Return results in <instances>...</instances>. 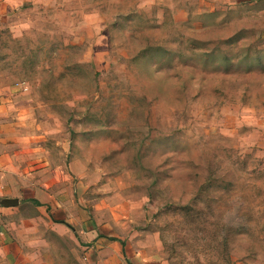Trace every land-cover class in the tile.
Wrapping results in <instances>:
<instances>
[{
	"label": "rangeland",
	"instance_id": "obj_1",
	"mask_svg": "<svg viewBox=\"0 0 264 264\" xmlns=\"http://www.w3.org/2000/svg\"><path fill=\"white\" fill-rule=\"evenodd\" d=\"M2 1L0 88L49 194L167 264H264V0ZM23 210L47 254L54 218Z\"/></svg>",
	"mask_w": 264,
	"mask_h": 264
},
{
	"label": "crops",
	"instance_id": "obj_2",
	"mask_svg": "<svg viewBox=\"0 0 264 264\" xmlns=\"http://www.w3.org/2000/svg\"><path fill=\"white\" fill-rule=\"evenodd\" d=\"M53 171L54 161L46 152L20 143L10 98L0 88V242L7 252L12 249L10 254L17 260L30 252L34 259L30 264H43L41 255L55 258L44 264H60L64 256L73 264H89L87 251L94 248V264H167L145 239L126 241L97 232L96 225L76 205L50 195L49 186L54 194ZM8 200L17 203L7 204ZM22 210L49 213L54 218L49 220L54 226L47 254L29 244L39 237L38 216H23Z\"/></svg>",
	"mask_w": 264,
	"mask_h": 264
},
{
	"label": "water",
	"instance_id": "obj_3",
	"mask_svg": "<svg viewBox=\"0 0 264 264\" xmlns=\"http://www.w3.org/2000/svg\"><path fill=\"white\" fill-rule=\"evenodd\" d=\"M15 203H17V200H14V201L13 200H8L7 201V204H15Z\"/></svg>",
	"mask_w": 264,
	"mask_h": 264
},
{
	"label": "trees",
	"instance_id": "obj_4",
	"mask_svg": "<svg viewBox=\"0 0 264 264\" xmlns=\"http://www.w3.org/2000/svg\"><path fill=\"white\" fill-rule=\"evenodd\" d=\"M109 240H115V238H113V237H110V238H109Z\"/></svg>",
	"mask_w": 264,
	"mask_h": 264
}]
</instances>
